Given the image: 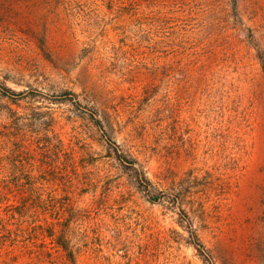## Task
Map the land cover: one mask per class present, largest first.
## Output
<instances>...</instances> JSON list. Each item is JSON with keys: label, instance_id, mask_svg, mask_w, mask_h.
I'll return each mask as SVG.
<instances>
[{"label": "rangeland", "instance_id": "1", "mask_svg": "<svg viewBox=\"0 0 264 264\" xmlns=\"http://www.w3.org/2000/svg\"><path fill=\"white\" fill-rule=\"evenodd\" d=\"M225 1L194 5L211 7L196 20L220 79L210 92L190 84L145 1L0 0V84L27 93L18 104L0 95V117L9 108L54 117L100 179L86 196L108 209L70 214L81 223L65 234L76 264H264V0H238L237 13ZM89 110L153 192L137 187ZM54 204L40 200L36 224L10 226L0 264H74L52 239L64 229Z\"/></svg>", "mask_w": 264, "mask_h": 264}, {"label": "trees", "instance_id": "2", "mask_svg": "<svg viewBox=\"0 0 264 264\" xmlns=\"http://www.w3.org/2000/svg\"><path fill=\"white\" fill-rule=\"evenodd\" d=\"M114 1H118L123 6L145 1L157 36L159 38L162 34L171 36V52L174 55L182 54L185 59L190 84L200 88L205 87L210 92L219 86L220 79L215 70L206 67V57L201 52L205 46L198 44L196 37L201 30L200 26H204L196 23V20H199L201 11L207 13L211 10L210 6L205 5L197 9L194 5H198L200 0ZM225 2L227 9L237 13L238 0ZM180 41L183 45L178 44ZM258 58L264 72V55ZM25 94H27L25 91L18 92L0 84L1 98L14 104H18L19 97ZM28 94H30L29 98L37 96L35 92ZM66 94L77 96L71 91H67ZM88 114L93 124L107 137V144L116 159L133 174L137 187L147 193L153 192V184L147 172L106 135L99 114L93 110H89ZM3 116L0 117V248L10 242L6 236L10 226L17 224L22 228L26 224H36V220L32 218L40 213V200H51L56 204L48 207L60 214L62 221L57 224H61L64 228L61 235L52 239L55 238L59 249L71 254L76 264L74 251L67 245L65 234L69 228L74 225L80 226L81 223L76 221L78 219H70V214L77 213L78 216L81 213L101 214L108 209L105 204L100 205L96 194H92L91 197L86 196L100 183L99 177L93 175L88 165V150L83 147L78 137L71 136L67 139L54 117L40 119L39 109L19 111L9 108ZM12 146L15 150L11 149ZM12 160L20 163L13 164L19 171L8 166ZM40 161L44 166L41 171L45 176L44 182H40ZM188 222L191 224L190 221ZM188 232L193 244L202 246L192 227H189ZM19 236L21 238V235ZM20 243L19 239H14L11 245L13 249H19Z\"/></svg>", "mask_w": 264, "mask_h": 264}]
</instances>
